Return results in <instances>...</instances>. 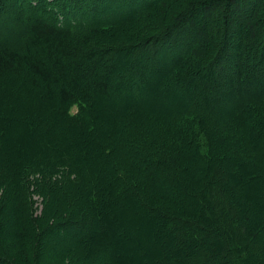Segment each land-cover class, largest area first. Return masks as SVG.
Masks as SVG:
<instances>
[{"label":"trees","instance_id":"1","mask_svg":"<svg viewBox=\"0 0 264 264\" xmlns=\"http://www.w3.org/2000/svg\"><path fill=\"white\" fill-rule=\"evenodd\" d=\"M19 1L21 0L16 1V4ZM79 1L81 0H73L76 6L80 4ZM95 1L92 0V2ZM114 1L115 5H110L109 7H112L110 9L106 7L107 9H104L103 13L108 14L110 10V14L115 13L120 18L122 17L121 14L124 13L123 10H125L127 12L126 17L117 23H102V28H99V25H93L97 13H100L99 7L96 5L99 4V1L96 2V6L93 5L95 8L92 6V15L90 14L95 18L93 20L88 19L83 23L81 21H71V23L65 21L64 17L61 18L63 14L54 9V11L50 10L53 12L52 16L48 10L40 5L31 15L26 17L25 26L8 28V24L13 26L15 24L16 19L13 14L16 11L13 8L12 12L9 13L10 0H0V85H3L7 80H12L10 87L14 89L11 93L14 96L21 92L19 86L25 80L27 86L22 91L35 98V103L32 105L38 106L42 112L32 114L33 121H17L18 124L23 126L25 136L32 137L27 144L32 146L34 150L28 153L22 146L23 150L14 147L16 144L24 145V141H18L17 138L8 140L6 132L3 131L4 120L0 110V186L6 185L8 179L15 178L17 180L18 177L24 176L19 178V180L22 179V186L18 188V193L23 197L27 193L25 186L29 183L28 175L42 172L49 177L46 186L44 185L45 189L60 194L62 196L61 200H67L70 198L69 196L77 192L97 195L101 191H105L106 197L108 196L106 198L108 206H111L116 204L117 198L114 197L115 194L113 193H117V189L126 190L130 196H141L139 200H143L142 195L148 198V193L157 194V185L161 184V180L153 181L152 179L159 175L161 177L165 175L167 182L172 180L174 185L177 184L175 176L166 170L170 167L173 172V164H162L163 159H158L160 162L153 160V164H144V167L138 169L129 164L126 167L130 168L133 174L130 181H126L122 177L123 173L120 172L118 173L120 181L117 184L106 181L107 184L99 186L91 176V166L81 164V147L79 144L83 142L82 138L87 139L91 135L96 136L100 141L102 157L108 160L117 155H126L122 139H126L127 136L132 142H136L135 139L138 140L140 149L138 152L139 155H142L147 146L150 151H155L151 147V141H148V145H146L144 142L146 141L145 136L154 138L155 135L161 134L163 137L158 140V146H155V148L162 147L160 156L175 159L176 151L175 153L172 152V156L168 151L167 143H163L167 140H175V138L165 139L163 132L170 131V127L179 128L178 126H183L186 121L197 119L195 128L190 130L191 137L185 136L188 143L192 142L194 144L192 136H195L199 143L204 146L202 148L199 145L198 149L201 156L197 158L205 160L209 157L207 153L211 151L210 135L212 134L214 140L215 137L222 140L220 141L222 145L220 144L219 152L222 155L223 162L225 159L230 161V169L223 172L218 167L214 169L213 166L206 164L214 175L211 186H209L207 178L205 181L204 178L193 177L195 182L200 180V185L196 188L200 198L193 193V190L183 189L179 195L180 198L187 197L192 200V204H188L187 209L184 211L186 218L175 217L159 209H153V213L157 217L164 218V220L186 229V232L184 230V233L177 234L174 233L175 227L173 225L171 227V232L174 234H172L173 238L178 239L181 244L178 248L185 250L187 256L190 254L192 257L191 263L183 260L184 263L249 264L251 258L252 260L256 259L252 257L256 251L259 250L264 254V236L260 237L261 244L254 243L255 241L251 238V235L255 229L252 230L249 217L246 214L249 201L250 203L255 201L252 198L251 191L257 187L264 191V184L262 185L257 181L261 177L264 178V167H262L264 164V149H262L264 146V132L258 126L257 129L252 127L248 129L247 123L243 124L242 121L247 119L245 116H243L244 119L242 117L245 108L242 99L240 100L241 104L235 105L234 113L229 118H222L218 112L219 108L209 107L206 102L205 105L194 106L192 109L180 113H176V106L166 110L160 108V112H153L137 107L135 104L130 105L125 101L120 103V92L131 91L133 86V77L125 70H121V67L124 66L127 59L134 55L133 49H135V46L122 47L116 46L115 42H106V31L128 26L136 19L152 21L154 25H149L148 28L151 31L159 32H156L158 35L152 36V39L149 40V47L152 43H159L158 45L162 46V49H167L171 45L169 51L172 53V63L168 66L172 72L171 90H183L193 80V82L197 81L198 85L212 87L208 102L221 100V95L226 91L224 88L226 86H229L228 90L232 94L238 95L236 97L238 98L244 94L243 91L245 90H253L255 87L257 89L259 87L264 88V70L260 71V67L264 65V43L261 44L262 33L258 29L260 27L248 26L259 23L264 5L260 4L253 9L254 5L251 4L253 0H194L187 4L184 3V0H175L178 1L179 6H184L179 10V7L175 9V4L170 6V4L175 3L173 0H145L140 1L137 5H131L130 2L125 0ZM241 1H245L242 6L239 5ZM167 2L171 7L170 11L155 14L156 8L160 4L167 5ZM257 2L259 1L256 0ZM233 8L240 14L237 17L242 20L238 22L240 27H247L246 32H243L242 28L238 31L240 41L232 44L233 49L228 48L227 33L225 35L226 43L223 39L220 47H217L216 44L213 45L210 33H200L204 28L198 31V38L196 39L194 35H191L193 25H190V31L187 25L178 27L183 22L182 20L188 19L189 16L193 18L195 13H202L204 19L211 20L214 15L222 14V12H225L226 15L228 10ZM107 14L103 16L105 19H107ZM247 15L248 17L245 18ZM169 18L173 21L167 22L166 19ZM164 20L167 27H163ZM245 20L247 25L244 24ZM204 25L206 24L204 23ZM148 37L149 35L144 37L143 42L146 43ZM157 44L152 45L150 48L153 54L159 49V46H156ZM226 49L228 52L224 53ZM160 62H162L161 59H156L153 64H159ZM139 66L141 69L136 72L139 77L133 76L137 77L140 83H146V79L144 80L142 74H145L147 79L150 78V75L144 72L142 64H139ZM212 66V71L216 69L215 72L217 73V76L215 72L213 74L215 75V78L213 77L215 82H211L208 78L202 79L203 70ZM161 84L164 85L165 82L162 81ZM143 88V85L140 86V90ZM170 89L166 90L165 93H170ZM251 100L249 103L253 106V111H255V106L260 107L264 104L254 98H251ZM154 102L156 106L159 104L157 100ZM74 106H77L78 111L76 114L71 112ZM25 110L24 107L21 112ZM170 110L175 112L171 116H169ZM6 111L9 112V108ZM111 115H114L111 119L113 121L117 120L118 125L123 126L126 124L130 126L129 134L127 133L126 137L122 139L117 137V131L114 130L111 119H106ZM103 118L105 120H102ZM131 119H133L134 125L131 124ZM145 121L149 123V126L148 129L144 130L141 138L139 134L141 135L142 131L139 132L136 127L138 128V125L142 126V122ZM151 123H154V125L150 126ZM169 123L170 127H165ZM236 123L242 124L245 129H242L241 126L238 128L235 125ZM153 128H156V134ZM238 129H240V137L236 135ZM177 131H180V129H177ZM246 131L250 134L251 139L244 136ZM96 138L92 141L96 142ZM156 140L157 138L154 139V141ZM248 141L251 144L246 146L245 143ZM179 143H182V137ZM62 145L64 146L61 147ZM81 145L87 148V145ZM155 154L156 152H153V155ZM212 154L215 156L208 158V161L212 162L215 157L218 159L219 155H216L214 150ZM13 170L16 172L15 174H11ZM164 170L169 173L165 174ZM17 171H19L18 174ZM9 174L11 175L9 176ZM123 179L126 182H123ZM124 183L129 187L124 186ZM7 185L5 187H8ZM204 191H207L208 200L204 195ZM159 197L160 202L165 201V205L170 204L169 202L172 200L161 194ZM239 197L242 199L241 202ZM259 197L264 199V192L260 193ZM28 205L26 203L22 208H27ZM139 205L140 208L146 211L147 207L149 208V205L143 201H139ZM196 207L197 213L194 212ZM111 208L106 206L107 211L105 210V213H108ZM212 208L219 209L221 214H214ZM261 208H264V206ZM191 215L197 216V219L192 220ZM41 220L43 223L45 217ZM18 223V221L14 223V226L17 227ZM33 225L36 226L37 238L42 244V246L37 245L35 247L34 261H38L39 264L40 262L49 264L51 261L63 262L67 259L66 254L68 252L74 255L73 260H75V263L80 264L81 258H86L90 253L87 252V244L96 241L97 236L100 234L93 237L88 236L105 230V226L100 230L95 219L84 215L80 216L79 219L74 218L68 223L45 224L41 228L34 223L32 227ZM263 227L259 228L263 229ZM59 230H61V235H59ZM18 231H21V229ZM107 231H111L110 226L108 230H105V232ZM253 233V235H256L255 231ZM26 234L27 232L24 231L16 237L22 236L25 238ZM244 238H247L248 241L240 250L235 242ZM5 239L7 241V236ZM3 241L5 243V240ZM3 241L1 242L2 247L6 253L0 252V264H18L9 257L11 254L6 250L7 247H5ZM247 248L250 249L249 254L246 253ZM79 251H83L84 256H80ZM108 251L110 252L109 249ZM93 252L97 253V250H93ZM120 254L119 251H114L112 256L120 257ZM256 257H258L257 254ZM168 261H166V264H170Z\"/></svg>","mask_w":264,"mask_h":264},{"label":"rangeland","instance_id":"2","mask_svg":"<svg viewBox=\"0 0 264 264\" xmlns=\"http://www.w3.org/2000/svg\"><path fill=\"white\" fill-rule=\"evenodd\" d=\"M16 1L18 0H10L9 13H11L13 8H15L16 12L13 14V17L15 16L16 21L14 26L12 24H8V28L21 27L22 25L25 26L26 17L31 15L40 5H42L46 10H48L52 16L53 12H51L50 10L54 9L60 11L61 14H63L61 18L64 17L65 21H70V23L71 21H81V23H83L84 21H88V19L93 20L95 18L94 16H91V12L92 8L94 7L93 5H95L96 2L99 1V4L96 5H98V10L100 13H97L96 20L93 24L99 25V28H102V23H117L122 18H125L127 14V12L123 10L124 13L121 14L122 17L118 18L117 14H110L109 10L108 14L106 13L108 15L107 19L103 17L104 15H106L105 13H103V10L107 8H112L109 6L115 5L114 0H96L95 2H92V0H81L79 1L80 4H77V6L73 2V0H21L17 4ZM125 1L130 2L131 5H137L140 1L145 0ZM173 1L175 3L170 4V6L175 4V9L179 7V10H181L184 7L179 6L178 1ZM191 1L194 0H184V3L187 4ZM258 1L259 2L256 3V0H253V2L251 3L252 5H254L253 9L258 7L260 4L264 5V0ZM244 2L245 1H241L239 5H244ZM168 4V2L167 5L160 4L156 8L155 14L168 13L171 8ZM221 9H223V7H221ZM224 15L225 12H222V14L219 13L217 15H214L213 18L210 20L208 18L204 19L205 17L202 13H195L193 15V18L192 16H189L188 19L186 18L182 20L183 22L180 23L178 27H184L187 25L189 26L188 30L190 31V25H193L191 35H194L196 39L198 38V31L204 28V30H202L200 33H210V36L213 40V45L216 44L217 47H220V44L223 42L224 39V43H226V41L228 40V48L233 49L232 44L238 43L240 41L238 38V36H240V33L238 31L242 28L243 32H246L247 27H240L238 22L242 20L240 17V19L237 18L240 14L234 8L228 10L225 17ZM58 17L60 16L58 15ZM247 17L248 15L245 18ZM246 20L244 24L247 25ZM166 21L172 22L173 20L169 18L166 19ZM59 23L61 22L59 21ZM204 23L206 25H204ZM149 25H154V23L149 20L143 21L136 19V21L131 22V24L128 26H121L117 30L110 29L106 31V42H115L116 46L122 47L127 45L135 46V49H133L134 55H132L131 58L127 59L124 66L121 67V70H125L127 73H130L133 77V86L131 85V91L120 92V103L125 101L126 103H130V105L135 104L137 105V107L145 108L153 112H160L161 109L166 110L176 106V113H180L186 110H190L194 106L205 105L206 102L207 106L209 107H215L214 109L219 108L218 112L220 113V116L222 118H229L234 113V110L236 108L235 105L241 104L242 101V103H244L245 105L242 117L245 116L248 122L244 119V117L243 121L241 119L240 120L243 122V124L247 123L246 125L248 129H250L251 127L257 129L258 126V128H260V130L264 132V104L260 105V107H258V105L255 106V111H253V106L249 103L250 101H252L251 98H254L257 101H261L262 103H264V88L259 87L257 89V87H255L253 90H245L243 91L244 94L236 98L238 95L232 94L231 91L228 90L230 87L226 86L224 87L226 91L222 93L221 100H211L210 102H208V98L211 95L212 87L208 85H198L196 83L197 81L193 82L192 80L191 82H189L188 85L186 84L188 87H184L183 90H171L170 86L172 85V80L170 81V79L172 77V72L169 70L168 67L169 64L172 63V53L169 51L171 45L167 49H162V46L158 45L159 43H152L151 47L155 44H157L156 46H159V49H157L156 53L153 54L150 49L151 47H149V40L152 39V36H157V33L159 31H156L157 33L155 31H151L150 28H148ZM248 26L257 28L260 27L258 29L260 33H262L261 44H263L264 9L262 10V15L261 19L259 20V23ZM163 27H167L165 20ZM224 29L226 30V32ZM226 33L228 38L227 40L225 38ZM147 35H149V37L147 39L148 41L145 43L143 42V38ZM227 49L224 50V53L228 52ZM156 59H161L162 62H160L159 64H153V62H156ZM139 64H142L144 72L150 75V78L147 79L145 74H142L144 75V80L146 79V83H140L137 78L139 77V75H137L136 72L137 70L141 69ZM212 70L213 66L209 69H204L202 79L208 78L209 80H211V82H215V75L213 74L216 69L214 71ZM262 70H264V65L260 67V71ZM215 74L217 76L216 72ZM133 75L137 77L135 78V76ZM162 81L165 82L164 85L161 84ZM23 82L26 84L25 80ZM24 83H19V88L21 89V92L18 95L14 96L11 95L12 91L14 90L10 87V85L12 84V80H7L3 83V85H0V110L2 112V119L4 120V123L2 125L3 131L6 132L8 140H13L17 138L18 141H24V145L16 144L14 145V147L19 150H23L24 148L26 152L31 153L33 152L34 148L32 146H28L27 143L31 141L32 137L25 136V134L23 133V126L18 124L17 121H33V115L38 112H41V110L38 108V106L35 107V104L32 105L33 103H35V98L33 96H29L27 92L24 93V91H22V89L27 86V84L25 85ZM142 85L144 87V90H140V86ZM168 89H170L171 92H168V94H166L165 91ZM156 100L159 103L157 104V106L154 105V101ZM27 104L29 105L26 106ZM24 107L26 108V110L21 112ZM7 108H9V112L6 111ZM77 111V106H74L71 112L72 114H76ZM174 113L175 112L170 110L169 116L173 115ZM112 117H114V115H111L106 119L110 120ZM102 120H105V118H103ZM132 120L133 119H131V124L134 125V121ZM111 123L114 130L117 131V137L122 139L126 137L127 133L129 134L130 126L126 124L123 126L118 125V121H113V119H111ZM196 124L197 119H191L189 121H186L183 126H178L179 128L170 127V123L168 125H165V127H170V131L164 130L165 132H163L165 139H168L170 137L171 139L175 138V140H167V142L163 143H167V148L171 155L172 152L175 153L176 151L175 159H168L160 156V151H162V147H159L158 149L155 148V146H158V140L163 137L161 134L155 135L154 138L145 136L146 141L144 142L146 143V145H148V141L152 142L151 147H153V150H155L153 151L156 152L155 155H153L152 150L150 151L148 146L146 150H143L142 155H139L138 151H140V149L138 140L135 139L136 142H132L127 136L126 139H122L126 155H117L111 157L108 160L102 157L99 145L100 141L96 138V136L91 135L87 139L82 138L83 142L81 144L87 145V148H84L81 144H79L81 147V164H89L91 166V176L95 183H98L99 186H104V184H107V182L117 184V182L120 181L118 177V173L120 172L124 174L123 175L121 173L122 177H124L126 181H130L131 176L133 174L131 173L130 168L126 167L129 164H132V166L137 169L140 167H144V164H153V160L155 161L158 159H163L164 162L162 164H173V172L170 167L166 168V170L169 171L171 175L175 176L177 184L174 185L172 183V180H169V182H167L165 175H163L162 177L159 175L152 179L153 181L161 180V184H158L159 187L157 185V194L148 193V198H145L144 195H142L143 200H139L141 196H130L126 190L120 189H117V193H113L115 194L114 197H116L117 199L116 204L111 206H108L106 199L108 196L106 197L105 191H101L97 195H93L92 193L87 192H77L76 194L69 196L70 198H68L67 200H61L62 196L60 194L49 189H45L44 185L46 186V181L49 177L47 176V174L45 175L42 172H37V174L30 173L28 175L29 183L25 186L27 193L22 197L21 194L18 193V188L19 186H22V179L19 180V178H23L24 176L18 177L17 180L15 178L8 179V185L6 184L8 187H5L6 185L2 187L0 186V240H5V243L3 241V244L5 245V247H7L6 250L8 251V253L11 254L7 255H9V257L16 261L18 264H39L38 261H34L36 252L35 247H37V245L42 246V244L37 238L38 231L35 228L36 226L33 225L32 227V224L34 223L35 225H39L41 228V226H44L45 224L53 225L55 223L57 224L58 222L68 223L70 220L72 221L74 220V218L79 219L80 216L84 215L85 217L89 216L95 219L98 222L100 230H102L104 226L105 230H108L110 226L111 231H98L99 233L88 236L93 237L99 234L101 235L97 236L98 239L96 241H92L87 244V252L90 253L87 255L86 258H81L80 264H166L167 260H169L168 262H170V264H186L184 263V261H188V263H191V255L189 254L187 256L185 250L178 248L181 246V244L178 239L173 238L174 234L171 232L172 225L176 229V232L174 231V233L177 234L184 233V230L186 232V229H182L179 226H176L174 223L164 220V218L157 217V215L153 213V209L163 210L175 217L181 216V218H186L187 216H184V211L187 209L188 204H192V200L188 199L187 197L180 198L179 195L183 189H186L193 190V193L198 198H200V195L196 190V188H198V185H200V180L195 182V179L193 177H199V179L204 178L205 181L207 178L208 184L209 186H211V180L214 175L211 173V170L208 169L206 164H209V166H213L214 169L215 167H218L223 172L230 169V161L228 159H225V161L223 162V159H221L222 155H220L219 152V147L222 143L220 141L222 140H220L219 137L217 139L215 137L214 140L212 134L210 135L211 149L209 148L211 151L207 153L209 157L205 158V160L202 158H197L201 156V154H199L198 149L201 143H199L198 139L195 136H192L194 144H192V142L188 143V139H186L185 137L186 135L191 137L190 130L195 128ZM153 125L154 123H151L150 126ZM235 125L238 128H240L241 126L242 129H245L242 124L239 125V123H236ZM148 126L149 123L145 121L142 122V126L138 125V128L136 127L139 132L142 131L141 135L139 134L141 138L142 133L144 132V130L148 129ZM153 129L154 133L156 134V128ZM177 129H180V131H177ZM239 130L240 129H238L236 134L238 137L241 136ZM174 132L181 133L182 135H177ZM244 136H248L250 138V134L247 131L246 133H244ZM181 137L182 143H179L181 142ZM94 138L97 139L96 142L92 141ZM156 138L157 140L154 141V139ZM250 144V141L245 143L246 146H249ZM63 146L64 145H62L61 147ZM201 147L204 148V146L202 145ZM86 149L88 150V152ZM262 149H264V146ZM213 150L215 154L218 151L216 155L219 156L218 159L215 157L212 163L211 161H208V158H212L215 156L214 154H212ZM165 167L167 166L165 165ZM262 167H264V164L262 165ZM24 169L26 168L24 167ZM167 171L164 170V173L168 174L169 172ZM18 172L19 171H17V174ZM12 173L15 174L16 172L13 170L11 174ZM11 174H9V176ZM124 179L123 182H126ZM257 181H259L262 185L264 184V178L262 177L259 178ZM124 186L128 185L124 183ZM262 192L264 191L260 190L259 187H257L256 189L254 188V190L251 191V195L252 198L255 199V201L252 203H250L249 201L248 208H246V214L249 217L251 228L252 230L255 229L254 231L256 235H253L254 231H252L251 235V238H253L255 244H261L262 241L260 240V237L262 235L264 236V227L263 229L259 228L261 226H264V211H262V209L264 208H261L264 206V199L259 197L260 193L262 194ZM116 194H118L119 196ZM160 194L165 195L169 199H172L169 202L170 204L165 205V201L160 202ZM204 195L207 199V191H204ZM241 200L242 199L239 197L240 202ZM139 201L147 203L149 205V208L151 209L147 207L146 211L140 208ZM26 203L29 204L28 207L22 208V206ZM106 206L108 208H111L113 206L108 213H105ZM212 210L214 214H221V211L219 209L212 208ZM194 212H198L197 207L194 209ZM44 217L45 221H43L42 223L41 219ZM190 218L192 220H196L197 216L191 215ZM25 219H28L30 221V224L28 220L24 221ZM17 221L19 223L16 227L14 226V223H16ZM19 229H21V231H18ZM61 230H59V235H61ZM24 231L27 232V236L25 238H23L22 236L16 237L19 233H24ZM246 231L248 232V230ZM193 234L195 233L193 232ZM6 236L7 241L5 239ZM2 241H0V252L6 253L3 251L1 243ZM246 241H248V239L244 238L240 241H236L235 245L238 246L241 250ZM108 249L110 250V252L108 251ZM93 250H97V253H94ZM114 251H119L121 253L120 257L112 256ZM79 253L80 256H84L83 251H79ZM246 253H250L249 248H247ZM256 254L258 255V257H256ZM75 255L77 256V253H75ZM66 256L67 259L63 262L56 263V261H51L49 264H78L75 263V260H73V258L75 257L74 255H71L70 252H68ZM80 256L77 257L80 258ZM252 257H255L256 259L252 260L251 258L248 262L249 264H264V254L261 253L259 250L256 251ZM44 263L45 262H40V264Z\"/></svg>","mask_w":264,"mask_h":264}]
</instances>
